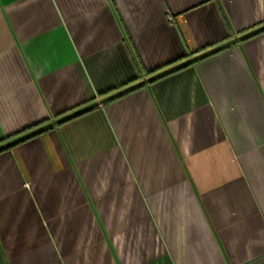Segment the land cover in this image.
<instances>
[{
	"label": "crops",
	"instance_id": "crops-1",
	"mask_svg": "<svg viewBox=\"0 0 264 264\" xmlns=\"http://www.w3.org/2000/svg\"><path fill=\"white\" fill-rule=\"evenodd\" d=\"M262 23L0 0V144ZM0 264H264V30L0 149Z\"/></svg>",
	"mask_w": 264,
	"mask_h": 264
},
{
	"label": "water",
	"instance_id": "water-1",
	"mask_svg": "<svg viewBox=\"0 0 264 264\" xmlns=\"http://www.w3.org/2000/svg\"><path fill=\"white\" fill-rule=\"evenodd\" d=\"M262 30H264V23L257 25L256 27H253L249 30H246V31H244L238 35H235L231 39L225 40L224 42H221L219 44L217 43V45H214L210 48H207L206 50H203V51L198 52L196 54H193V55H191L185 59H182V60H180L174 64H171L170 66H167L164 69H161V70L154 72L152 74L150 73V75L144 76L141 79H139V80H137L131 84H128V85H126V86H124L118 90H115L114 92H111V93H109V94H107V95H105V96H103V97H101L95 101H92V102L85 104L79 108H76L70 112L62 114L61 116H58L57 118L51 119L49 122L44 123V125L42 124V125L37 126L33 129H30L27 132H24V133H22L16 137L8 140V141L1 143L0 149L7 147L9 145H12V144L20 141L21 139L29 136V135L35 134L36 132L43 130L44 128H48L50 126L56 125L57 123L65 120V119L70 118V116L72 117V116L77 115V114H79V113H81L87 109H90V108H92V107H94L100 103H104L108 100H111L112 98L119 96V95H121L127 91H130L131 89H134L137 86H140L142 84H147L156 78H159L163 75H166V74H168L174 70H177L183 66H186V65L194 62L195 60H198L199 58L204 57V55L206 56V55L211 54L213 52H216V51L218 52V50H220V49H222L228 45H231L233 43H237V42L241 41L242 39H244V38H246L252 34H255L259 31H262Z\"/></svg>",
	"mask_w": 264,
	"mask_h": 264
},
{
	"label": "trees",
	"instance_id": "trees-1",
	"mask_svg": "<svg viewBox=\"0 0 264 264\" xmlns=\"http://www.w3.org/2000/svg\"><path fill=\"white\" fill-rule=\"evenodd\" d=\"M195 53V52H194ZM35 126V125H34ZM34 126H32V127H34ZM15 144V143H14ZM13 145V144H12ZM7 147H9V146H7ZM7 147H5V148H7Z\"/></svg>",
	"mask_w": 264,
	"mask_h": 264
}]
</instances>
